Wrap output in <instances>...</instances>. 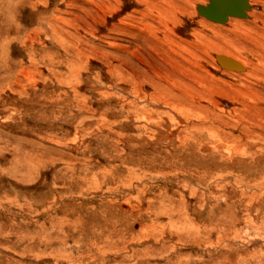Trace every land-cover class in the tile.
Returning <instances> with one entry per match:
<instances>
[{"label": "rangeland", "instance_id": "374dc122", "mask_svg": "<svg viewBox=\"0 0 264 264\" xmlns=\"http://www.w3.org/2000/svg\"><path fill=\"white\" fill-rule=\"evenodd\" d=\"M203 2L0 0V264H264V0ZM168 109L235 153L171 140Z\"/></svg>", "mask_w": 264, "mask_h": 264}, {"label": "bare ground", "instance_id": "6f19581e", "mask_svg": "<svg viewBox=\"0 0 264 264\" xmlns=\"http://www.w3.org/2000/svg\"><path fill=\"white\" fill-rule=\"evenodd\" d=\"M209 2V1H208ZM208 2H203V3H198L196 6V8H197V12L199 13V11H198V5L200 4V5H207L208 4ZM35 3H37V2H35ZM39 3V2H38ZM248 3H249V8L246 10V16L245 17H240V16H228V18H227V20L226 21H224V22H215V21H212V20H210V19H208V18H206L205 16H203V15H201L200 13V15L201 16H203V17H205L206 19H208V20H210V21H212V22H215V23H218V24H223V23H225V22H227L228 21V19L229 18H231V17H236V18H243V19H247V18H250L251 17V15H250V11H251V0H248ZM32 8L34 9V7L32 6ZM196 10V9H195ZM49 19V18H48ZM53 22V21H52ZM48 25V24H47ZM261 25V24H260ZM253 27V26H252ZM255 28V27H254ZM249 30V29H248ZM263 32V31H262ZM249 35V34H248ZM58 37V36H57ZM261 41V40H260ZM244 44V43H243ZM260 45V44H259ZM248 46V45H247ZM264 47V46H263ZM252 54V53H251ZM217 55H222V56H225V57H229V58H231L232 60H234V61H236L237 63H239L240 64V66H241V68L240 69H229V70H236V71H243V70H245V67H244V65L241 63V62H239L236 58H234V57H230V56H228V55H223V54H217ZM217 55H215V59L217 60ZM252 60H254V59H252ZM262 61V60H261ZM261 61H259L260 63H264L263 61L261 62ZM217 62H218V60H217ZM242 62H244V61H242ZM219 63V62H218ZM254 63V62H253ZM220 64V63H219ZM257 65V64H256ZM220 66H221V64H220ZM224 68V67H223ZM225 69H227V68H225ZM258 104V103H257ZM251 105V104H250ZM169 111L167 112V114H169V115H167L168 116V118H167V120H166V122L169 124V125H171V129H168L167 130V134H168V136H169V138L171 139V140H176L177 138H181V140L182 139H184L185 140V142L187 141V144L189 145V146H198V147H201V149L202 150H204L205 152H206V154L207 153H209V154H216L219 150H218V148H220V146L221 147H223L222 149H223V151H225L227 154H229V156H230V154L232 153V152H234L235 153V148L237 147V144H236V140L235 141H233V142H231V143H225V142H223L221 139L219 140V141H217V139L218 138H216V136L217 135H224V139H225V136L226 135H228V136H230V137H233V134H231V132H230V129L228 130V131H226V129H225V127H220V126H215L216 128H214L213 127V129H212V127H208V126H204V125H202V126H199L198 128H196V127H193V133H192V130H191V133H189V131H190V129H188L187 127H185V128H183L181 131H180V123H179V121H178V119H176V118H173L172 116V114H177V112H175L173 109H168ZM144 112H146V111H144ZM143 112V113H144ZM145 115V114H144ZM143 117V121L145 122V124L144 125H142L143 127V129L145 130L144 132H146L148 129L150 130V131H152L151 133H149V132H146L145 133V135L146 136H148V137H150V138H156L157 137V135L154 133L155 132V130L156 131H161V132H164L163 131V128H162V125L160 124V122H157V121H154V120H152V121H147L148 119H146L144 116H142ZM175 117V116H174ZM134 119V118H133ZM161 120H163V118L161 119ZM138 121V120H137ZM165 121V120H164ZM142 123V122H141ZM206 124V123H205ZM214 124V123H213ZM97 126V125H96ZM183 126V125H182ZM210 126V125H209ZM224 126H226V125H224ZM98 127V126H97ZM243 128V135L244 136H242L243 138H246L247 140H250L251 138H260V137H262V136H264V133H262V130L259 128V130H257V128L255 127V126H249V125H247V126H242ZM168 128V127H167ZM166 128V129H167ZM254 128V129H253ZM99 129V128H98ZM103 129V128H102ZM104 129H107L106 127L104 128ZM205 131V132H204ZM200 132H202V133H200ZM206 133V134H204V133ZM234 138H236L235 136H234ZM183 140V141H184ZM226 141V140H225ZM218 150V151H217ZM234 150V151H233ZM244 150H245V148H243V149H241L240 151H241V154L244 152ZM257 150V149H256ZM245 153V152H244ZM198 219V218H197ZM208 229V228H207ZM224 230V229H223ZM206 231V230H205ZM204 229L200 226H197L196 228H194V231H193V239H194V242H196V243H201V242H203L204 243V240H205V238L207 237L206 235H203L204 234ZM210 231H212V230H210ZM219 231V230H218ZM208 233H209V231H208ZM207 234V233H206ZM210 234V233H209ZM204 239V240H203ZM206 243H207V241H206ZM205 243V244H206ZM207 245V244H206ZM222 245V244H221ZM208 249V248H207ZM199 251V250H198Z\"/></svg>", "mask_w": 264, "mask_h": 264}, {"label": "water", "instance_id": "95a60500", "mask_svg": "<svg viewBox=\"0 0 264 264\" xmlns=\"http://www.w3.org/2000/svg\"><path fill=\"white\" fill-rule=\"evenodd\" d=\"M207 5H198L201 15L215 22H224L228 16H246L249 8L248 0H208ZM217 60L222 67L227 69H240L241 66L229 57L217 55Z\"/></svg>", "mask_w": 264, "mask_h": 264}]
</instances>
